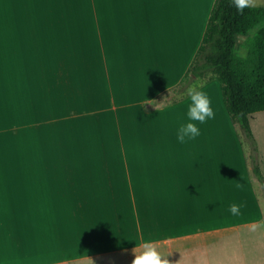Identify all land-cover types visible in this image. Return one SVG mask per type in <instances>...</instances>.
<instances>
[{
	"label": "crops",
	"instance_id": "1",
	"mask_svg": "<svg viewBox=\"0 0 264 264\" xmlns=\"http://www.w3.org/2000/svg\"><path fill=\"white\" fill-rule=\"evenodd\" d=\"M214 3L100 0L99 12L92 13L100 43L98 48L92 44L90 51L100 52L101 90H107L115 107L118 133L132 134L131 140H117L118 148L131 149L132 194L158 197L155 210L163 205L166 212L180 213V223L171 226L196 229L166 241V248L180 250L181 264H264V231H254L264 228L255 188L260 181L237 125L229 124L218 81L197 86L209 97L215 117L198 124L201 135L196 139L177 140L191 102L187 89L182 93L178 86L201 45ZM13 13L14 0H0V22L5 19L1 40L7 54L13 46ZM84 20L86 35L87 16ZM196 36L189 61L191 37ZM259 167L264 176L263 161ZM7 186L0 188L1 204L11 190ZM1 204L5 214L0 221L11 223L0 224V264H132L134 253L124 250L77 252L70 251V245L61 250L60 242L56 248L47 240L43 214L38 222L42 225L30 223L37 228L35 239L28 232L33 228L28 214L13 215ZM232 204L240 206L239 214L230 213ZM192 249L195 253L189 254Z\"/></svg>",
	"mask_w": 264,
	"mask_h": 264
},
{
	"label": "rangeland",
	"instance_id": "2",
	"mask_svg": "<svg viewBox=\"0 0 264 264\" xmlns=\"http://www.w3.org/2000/svg\"><path fill=\"white\" fill-rule=\"evenodd\" d=\"M248 4L260 7L264 0ZM99 5L100 0H14L13 46L8 54L1 40L5 33L1 19L0 188L6 184L11 190L0 204L13 215L28 214L29 227L42 225L38 222L43 214L47 240L56 248L60 242L61 250L70 245V251L77 252L134 253L137 244L139 253L143 241L152 239L166 256L170 250L166 241L196 229L171 226L180 223V213L166 212L163 205L155 210L158 197L132 194L131 149L117 147V140H131L132 134L118 133L115 107L107 90H101L100 52L90 51L92 44L98 48L100 43L92 14L99 12ZM191 39L189 61L198 36ZM241 43L239 54L246 56ZM201 83L191 82L187 92ZM250 119L259 165L264 162V111ZM236 127L252 164L253 145ZM255 188L264 213L261 181ZM262 227L254 231L262 233ZM28 230L36 239V226ZM169 258L170 264H181L180 250H170Z\"/></svg>",
	"mask_w": 264,
	"mask_h": 264
},
{
	"label": "trees",
	"instance_id": "3",
	"mask_svg": "<svg viewBox=\"0 0 264 264\" xmlns=\"http://www.w3.org/2000/svg\"><path fill=\"white\" fill-rule=\"evenodd\" d=\"M262 23L264 6L247 3L240 11L233 0H215L201 45L178 91L185 93L187 85L196 84L198 80L219 82L232 122L253 145L250 156L253 172L264 186L250 122L253 114L264 111V24L249 37L250 31ZM242 40L246 56L239 54Z\"/></svg>",
	"mask_w": 264,
	"mask_h": 264
},
{
	"label": "clouds",
	"instance_id": "4",
	"mask_svg": "<svg viewBox=\"0 0 264 264\" xmlns=\"http://www.w3.org/2000/svg\"><path fill=\"white\" fill-rule=\"evenodd\" d=\"M233 3L238 10L242 11L247 6L248 0H233ZM188 94L191 101L187 108L188 122L177 131V140L180 143L196 139L201 135V129L198 124H203L208 119L215 117L211 101L204 91L190 88ZM239 208L238 204H232L229 207V211L237 215L239 214ZM175 238L171 237V239ZM139 247L141 248L139 253L135 251L137 244L133 250L134 259L132 264H170L168 257L164 256L159 250L156 240L145 239Z\"/></svg>",
	"mask_w": 264,
	"mask_h": 264
},
{
	"label": "bare ground",
	"instance_id": "5",
	"mask_svg": "<svg viewBox=\"0 0 264 264\" xmlns=\"http://www.w3.org/2000/svg\"><path fill=\"white\" fill-rule=\"evenodd\" d=\"M59 83V82H58Z\"/></svg>",
	"mask_w": 264,
	"mask_h": 264
}]
</instances>
